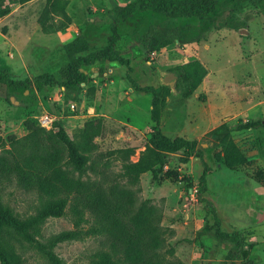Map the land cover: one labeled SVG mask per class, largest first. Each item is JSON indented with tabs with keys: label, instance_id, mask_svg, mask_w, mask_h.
Returning a JSON list of instances; mask_svg holds the SVG:
<instances>
[{
	"label": "rangeland",
	"instance_id": "374dc122",
	"mask_svg": "<svg viewBox=\"0 0 264 264\" xmlns=\"http://www.w3.org/2000/svg\"><path fill=\"white\" fill-rule=\"evenodd\" d=\"M4 1L10 11L0 17V67L20 79L42 72L58 75L68 63L64 45L79 35L86 39L88 51L105 45L114 7L125 3L65 0V17L61 11L45 14L48 0ZM40 20L51 24V30L44 31ZM118 27V48L131 58L134 79L141 86L170 90L159 114L162 133L195 140L203 151L210 169L207 189L201 196L214 205L220 228L241 232L251 244L250 259L264 264V0L258 4L221 0L204 20L136 12ZM169 28L178 30L179 36L160 50L148 52L140 38L148 30ZM191 59H198L207 74L191 95L181 98L175 82H164V76L175 74L173 67ZM82 69L92 79L78 89L76 100L66 99L58 86H45L39 92L32 85L13 89L2 84L0 138L9 148L12 138L29 132L23 122L32 120L38 126L37 116L41 114L58 121L76 141L82 140L85 130L96 131L87 141L89 159L82 178L107 174L110 181L122 172L124 160L137 161L148 145L153 125L152 95L134 90L125 78V67L117 62L104 60ZM250 121L257 123L251 128H237ZM222 124L229 127L231 138L247 158L246 164L235 169L227 168L214 156L221 152V133L211 131ZM120 149L131 151L125 156L118 152ZM181 156L180 152L169 153L158 178L144 172L131 188L137 189L138 201L149 200L161 210V225L167 229V244L173 249L171 258L176 264H221L228 247L216 239L209 208L197 195L202 163L195 156L182 162ZM118 180L125 182V178ZM0 194L22 216L37 209L35 194L18 186L14 179L2 178ZM73 228L69 212L50 217L43 224V238ZM102 240L63 241L54 251L63 264H86L90 254L103 246ZM9 241L22 264H50L26 242L12 237Z\"/></svg>",
	"mask_w": 264,
	"mask_h": 264
},
{
	"label": "trees",
	"instance_id": "16d2710c",
	"mask_svg": "<svg viewBox=\"0 0 264 264\" xmlns=\"http://www.w3.org/2000/svg\"><path fill=\"white\" fill-rule=\"evenodd\" d=\"M124 1L125 3L114 7L109 24L110 34L105 45L88 51V43L82 35L64 45L68 63L58 75L42 72L33 78L20 79L15 78L6 67H0V86L4 84L18 89L32 85L39 92L45 86H58L63 88L66 99L76 100L78 89L92 79L82 69L83 66L104 60L117 62L125 67V78L133 89L152 95L150 116L153 121L148 145L140 153L138 160H124L122 172L110 181L107 174L101 178H82L89 159L87 141L97 134L96 131L85 130L82 140L76 141L69 137L56 120L50 129L38 123L37 126L32 120H25L23 125L29 132L22 138H12L9 148L4 147L5 143L0 138V184L2 178L14 179L18 186L33 192L38 201L34 213L22 216L5 203L0 194V264H22L20 256L9 241L11 237L35 248L50 264H63L54 251L60 242L93 237H102L103 246L90 254V261L86 264H176L171 258L173 249L167 244V229L161 225V210L149 200L138 201L137 189L131 188L138 184L139 177L144 172L150 171L154 178H158L167 163L168 154L175 152L182 154V162L195 156L202 163V172L197 180V195L209 208L216 239L228 247L221 264H255L249 257L251 244L246 241L245 236L236 230H222L214 205L201 196L207 189L206 175L210 168L196 141L183 137L170 138L159 128V114L170 90L165 87V92H161L151 85L141 86L132 76L131 58L123 56L117 46L121 37L118 24L136 12L148 11L168 18L195 17L204 20L216 10L221 0ZM250 1L253 4L259 2ZM65 3V0H48L45 14L61 11L67 17L64 12ZM9 11L5 1L0 0V17ZM40 23L44 31L51 30V24L48 25L43 20ZM178 36L179 32L175 28L163 31L151 29L140 40L148 52H155L172 43ZM172 70L176 75L174 87L181 98L191 95L207 74L206 67L198 59L183 62ZM256 123L245 122L237 128H251ZM211 133H221V152L214 155L217 161L223 162L229 169L246 164L247 158L231 138L227 125L218 126ZM130 151L118 150L125 156ZM120 178H125V182H120ZM68 212L72 216L74 228L61 230L44 239L42 228L45 221L50 217L66 216Z\"/></svg>",
	"mask_w": 264,
	"mask_h": 264
},
{
	"label": "built area",
	"instance_id": "2783aa9c",
	"mask_svg": "<svg viewBox=\"0 0 264 264\" xmlns=\"http://www.w3.org/2000/svg\"><path fill=\"white\" fill-rule=\"evenodd\" d=\"M53 119L48 114H41L37 116L38 124L46 129H50L52 127Z\"/></svg>",
	"mask_w": 264,
	"mask_h": 264
},
{
	"label": "water",
	"instance_id": "95a60500",
	"mask_svg": "<svg viewBox=\"0 0 264 264\" xmlns=\"http://www.w3.org/2000/svg\"><path fill=\"white\" fill-rule=\"evenodd\" d=\"M175 79H176V75L173 73H167L164 76V82L169 83V84H173L175 82Z\"/></svg>",
	"mask_w": 264,
	"mask_h": 264
},
{
	"label": "crops",
	"instance_id": "0c3cea01",
	"mask_svg": "<svg viewBox=\"0 0 264 264\" xmlns=\"http://www.w3.org/2000/svg\"><path fill=\"white\" fill-rule=\"evenodd\" d=\"M119 42V41H118ZM117 46H118V44H117ZM119 49H120V47H119ZM127 80V79H126ZM135 90V89H134ZM137 91V90H136Z\"/></svg>",
	"mask_w": 264,
	"mask_h": 264
}]
</instances>
